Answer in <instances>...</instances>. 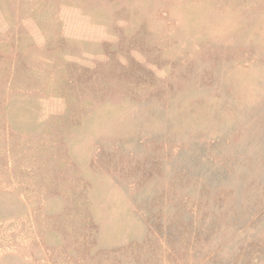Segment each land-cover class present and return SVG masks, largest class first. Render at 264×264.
Returning <instances> with one entry per match:
<instances>
[{
  "label": "rangeland",
  "instance_id": "374dc122",
  "mask_svg": "<svg viewBox=\"0 0 264 264\" xmlns=\"http://www.w3.org/2000/svg\"><path fill=\"white\" fill-rule=\"evenodd\" d=\"M0 264H264V0H0Z\"/></svg>",
  "mask_w": 264,
  "mask_h": 264
}]
</instances>
